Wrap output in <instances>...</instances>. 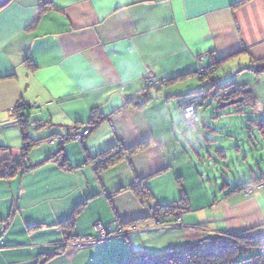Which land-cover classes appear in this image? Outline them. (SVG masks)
<instances>
[{"label":"crops","instance_id":"0c3cea01","mask_svg":"<svg viewBox=\"0 0 264 264\" xmlns=\"http://www.w3.org/2000/svg\"><path fill=\"white\" fill-rule=\"evenodd\" d=\"M214 55L218 68L202 83L199 72ZM260 61L264 0L0 5V162L20 161V146L33 143L25 153L31 168L0 178V264H129L224 232L257 228L264 235V175L252 172L261 180L249 193L233 192L226 182L218 195L205 187L194 190L178 154L191 162L185 148L196 152L191 144L196 133L206 151L216 149L225 158L204 131L179 128L178 105L197 83L206 89L248 87L256 100L252 110L264 114V72L250 70ZM237 67L241 80L221 79L220 72ZM148 69L159 82H173L148 88L143 106L129 104L145 89ZM19 105L28 106L22 119L27 142L13 114ZM93 112L100 118L95 126ZM72 126L92 130L82 141L61 142L63 128ZM144 143L120 163L96 170L97 158L108 150ZM61 149L69 169L47 160ZM138 182L148 194L143 200L131 189ZM181 199L187 205L181 221L157 226L147 207ZM96 223L120 234L83 249L67 244L69 237H97Z\"/></svg>","mask_w":264,"mask_h":264},{"label":"rangeland","instance_id":"374dc122","mask_svg":"<svg viewBox=\"0 0 264 264\" xmlns=\"http://www.w3.org/2000/svg\"><path fill=\"white\" fill-rule=\"evenodd\" d=\"M0 2H4V0H0ZM217 61H219L218 57L216 62ZM237 69H239V67L232 69V71L224 70L220 72L221 79L222 80L228 79L229 81H236V82L241 80L243 78V75L237 72ZM212 70H214L213 66H212ZM207 72L208 70H205L199 73V75L202 77V74L206 75ZM247 76H248L247 74L244 75V78L247 79ZM206 80H211V79L207 78ZM200 84L201 83L199 84L197 83L198 86H193V90H190V92L208 90L206 89V86ZM158 85L160 86V84ZM226 87L227 88H221V89L217 87L214 88L209 87L210 90L207 91L206 93L204 91H201L194 95L187 96L184 99V100H188L197 94L205 93V98L203 99L204 103L202 106L198 107L197 110L199 122L197 123L194 130L198 129L200 131H204V134L208 138H213L214 140H216L218 150L224 152L225 158H218V156L215 153L216 149L210 148V150L206 151V144L204 143L203 139L200 136H198L196 133L191 143L195 145L194 148L196 152H191L189 147L185 148L188 153V157L191 158L192 163L188 160L186 154L181 152L178 153L179 156H181L183 159V161L180 160V162L184 164L187 184L194 190L197 189L201 190L203 187H205L209 190V192H213L215 195L216 194L218 195L219 190L223 186L222 184L223 182L229 184L230 188H234L236 186L242 185L254 179L252 172L255 173L256 177H260L261 174L264 175V141L261 138V135L256 125L252 122L253 120H263L264 114L259 112L258 110L257 111L252 110V107L245 108V106L240 105V103L223 109H218V104L227 102L231 99H236L238 97H241L245 92L248 91V87L245 86H238V85L235 86L231 84V85H227ZM236 89L239 92L238 95L240 94L241 96H236L229 100H227L228 98L227 99L218 98L221 96L222 93L218 97L213 96L214 93L218 94L220 90L221 92H225L230 90L236 91ZM179 93L180 95L185 94L183 90L180 91ZM144 96H145L144 93L141 94L138 93L137 96L135 97L143 98ZM134 100H138V99H134ZM131 102L132 99L131 101H129V104ZM240 111L243 114H241ZM178 120L180 121L179 128L183 132L185 130H187L188 132L189 130L184 125L181 113L178 116ZM108 124L110 128H113L111 129V131L113 130L115 132L113 125H110V120L108 121ZM206 127L216 131V133L212 134L211 131L205 133L208 130ZM65 128H77V127L72 126ZM84 129H89L88 131L90 133L92 127H85ZM78 130H83V129H78ZM82 139L80 141H82ZM23 148H25L24 143L23 145L20 146L21 154ZM207 152L211 157L208 156ZM21 160L22 162H25L26 160L25 155L23 154L21 155L20 161ZM253 187L257 188L259 187V184L247 188L243 191L249 193L253 189ZM157 207L158 206L147 207V211L150 212L151 216L157 217L155 219V224H161L160 218L165 220H171L176 214L180 216V220H181L182 219L181 214H183L187 210V206H186V209L184 211L179 209L177 211H172V212H180V213L169 214L168 212L163 211L157 214L156 212ZM157 226H166V225H157ZM68 241L69 240H67V243ZM245 256L247 255H243L242 258ZM147 260H151V259L147 258ZM245 264H255V261L248 260V262H246Z\"/></svg>","mask_w":264,"mask_h":264},{"label":"trees","instance_id":"16d2710c","mask_svg":"<svg viewBox=\"0 0 264 264\" xmlns=\"http://www.w3.org/2000/svg\"><path fill=\"white\" fill-rule=\"evenodd\" d=\"M220 61V60H219ZM219 61L216 62V64H210L207 68L208 72L206 75L202 74L201 82L203 83L207 78L211 79L212 74L217 70ZM212 66L214 67V70H212ZM251 71H253L255 74H259L264 72V61L260 62H254L253 67L250 68ZM195 76V74H193ZM200 76V75H199ZM183 79V78H181ZM159 82V81H158ZM173 81H163L159 82L160 85L170 83ZM155 88L159 89L161 86L155 85V86H147L146 83V90L148 88ZM221 88H227L226 86L220 87ZM208 90H201L205 93ZM198 91V92H201ZM198 92H191L188 96L194 95ZM238 91L236 90L233 92L227 100L236 97L241 96L238 95ZM242 97L243 102L240 104L242 106H245V108L252 107L254 109L255 107V96L250 92H245ZM212 98V97H211ZM138 99V100H134ZM132 101L141 103V106H143L144 103L149 101L148 99L140 98V97H134L132 98ZM182 101L178 106L180 109V106L183 102ZM204 101L197 104L196 111L198 110V107L202 106ZM26 105H19L17 106L13 114L17 120V124L19 129L21 130V135L23 136V141L27 142V137L25 136L26 131L24 127V123L22 122V119L28 116ZM241 114H243L240 111ZM198 115V111H197ZM93 118L97 119V121H94L91 123L92 125H97L99 123L100 118L98 115H96L95 112H93ZM183 119V118H182ZM199 119V117H198ZM199 122V120H198ZM197 122V123H198ZM251 122V121H250ZM257 129L259 130V133L261 137L264 139V119L263 120H253L252 121ZM185 125V124H184ZM197 125V124H196ZM196 127V126H195ZM195 127L192 130L194 131ZM33 143L27 144L25 148H23L22 153L23 155H26V151L29 147H31ZM147 146L146 143L137 145L131 150H123L122 148H114L110 149L101 156L97 158V171L106 170L118 163H120L122 160H124L125 155L134 154L138 151H141ZM47 160H53L60 163V166L63 169H69V163L68 159L66 158L65 154L63 153V150H59V152H56L55 154L51 155ZM31 168L30 165H27L26 162L21 161H12V160H6L0 162V178H10L13 175L18 173H24L28 171ZM261 179H253L249 182H246L242 185L236 186L232 189L233 192L235 191H243L247 188H250L252 186L258 185ZM132 191L135 193V195L143 200L144 198L148 197V194L146 190L143 188V185L141 182H138L137 185L131 187ZM186 202L181 199L171 205L166 206H158L156 208L157 214L160 212H168L169 214L172 213H180V212H172L182 210L184 211L186 209ZM162 210V211H161ZM168 216V215H167ZM152 220H155L157 218L156 216H150ZM161 217V216H159ZM175 224H169L168 226H174ZM117 231V230H116ZM70 237L68 238V240ZM249 254V255H248ZM243 255H247L242 258ZM252 255V256H251ZM141 257H137L135 259H139ZM153 261H155V264H245L248 262V260L255 261V264H264V235L261 234V232L256 228L245 232H224L220 233L215 237L204 239L201 242L190 246V247H184L179 250H173L168 253L162 254L160 256L149 258ZM39 264H43L40 262Z\"/></svg>","mask_w":264,"mask_h":264},{"label":"built area","instance_id":"2783aa9c","mask_svg":"<svg viewBox=\"0 0 264 264\" xmlns=\"http://www.w3.org/2000/svg\"><path fill=\"white\" fill-rule=\"evenodd\" d=\"M216 60H217V57L213 56L211 59V65L215 64ZM205 70H207V68H203L199 73ZM145 79H146L147 86H155L159 84L157 78L154 76V74L151 72L150 69L147 70ZM145 91H146V88L141 90L139 93L145 94ZM233 92L235 91L230 90V91L221 92L220 90L218 94L214 93L213 96L218 97L222 93L221 96L218 98L227 99ZM204 98H205V93H200V94H197L191 97L190 99L186 100L185 102L181 104L180 113L182 115L183 122L187 129L192 130L196 126L199 120L196 107H197V104L202 102ZM110 125H112L111 122H110ZM88 130L89 129L78 130L77 128H63L62 133L58 136V138L61 142L68 141V140L69 141H72V140L80 141L84 136H86L89 133ZM160 221H161V224H156V225L168 226L169 224H177L181 220H180V216L176 214L171 220H165V219L160 218ZM132 228L135 229L136 227L134 226ZM93 229H94V232L97 234V237H70L67 244L75 249H83V248L93 247L99 243H102L108 238H111L114 235L120 234L119 230L110 232L109 229L103 227L100 223L94 224ZM153 263L155 264V261L140 258V259L134 260L133 262L129 264H153Z\"/></svg>","mask_w":264,"mask_h":264},{"label":"water","instance_id":"95a60500","mask_svg":"<svg viewBox=\"0 0 264 264\" xmlns=\"http://www.w3.org/2000/svg\"><path fill=\"white\" fill-rule=\"evenodd\" d=\"M7 0H4V2H0V5H3ZM243 97H238L236 99H231L227 102H223V103H220L218 104V109H223V108H226V107H229V106H232V105H235V104H241L243 102Z\"/></svg>","mask_w":264,"mask_h":264},{"label":"bare ground","instance_id":"6f19581e","mask_svg":"<svg viewBox=\"0 0 264 264\" xmlns=\"http://www.w3.org/2000/svg\"><path fill=\"white\" fill-rule=\"evenodd\" d=\"M152 213V212H151Z\"/></svg>","mask_w":264,"mask_h":264}]
</instances>
